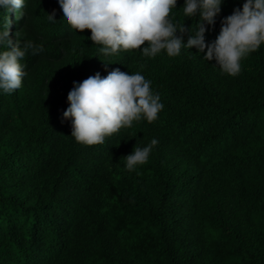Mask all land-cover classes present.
Instances as JSON below:
<instances>
[{"label": "trees", "instance_id": "obj_1", "mask_svg": "<svg viewBox=\"0 0 264 264\" xmlns=\"http://www.w3.org/2000/svg\"><path fill=\"white\" fill-rule=\"evenodd\" d=\"M244 2L222 0L206 44ZM183 6L169 19L189 27L186 43L199 16ZM20 11L16 21L0 8V31L9 18L11 39L43 51L20 61L19 89H0V264H264V43L230 76L195 47L105 55L58 0ZM114 69L151 81L163 109L103 144L76 142L63 118L73 83ZM152 139L147 162L128 170L124 157Z\"/></svg>", "mask_w": 264, "mask_h": 264}, {"label": "clouds", "instance_id": "obj_2", "mask_svg": "<svg viewBox=\"0 0 264 264\" xmlns=\"http://www.w3.org/2000/svg\"><path fill=\"white\" fill-rule=\"evenodd\" d=\"M176 3L177 0H58L64 21L77 32L90 30L91 41L103 45L100 51L105 55L142 49L146 57H154L161 50L174 57L182 47H195L204 53V60L214 59L222 72L235 76L241 70L242 58L264 43V0H245L242 9H234L221 21L219 35L207 44L206 25L215 24L222 0H184V16H199L195 34H190L186 43L183 34L190 33L189 27L169 19ZM23 7L24 0H0V8L13 12L16 21L23 18ZM54 16L55 12L48 14L49 21H54ZM11 24L7 18L0 31V45L6 49L0 51V89L8 94L22 85L26 72L20 61L26 52L31 49L36 55L43 51L42 45L27 41L21 47L19 40L11 39ZM159 99L151 91V81L139 72L128 74L114 69L104 78L97 73L79 84L74 82L63 118L71 119V136L76 142L87 146L103 144L106 137L131 127L134 121H155L164 107ZM157 143L152 139L143 148H133L124 157L127 169L146 163Z\"/></svg>", "mask_w": 264, "mask_h": 264}]
</instances>
